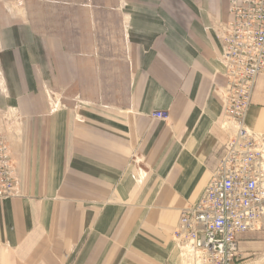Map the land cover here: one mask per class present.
<instances>
[{
	"label": "crops",
	"instance_id": "obj_1",
	"mask_svg": "<svg viewBox=\"0 0 264 264\" xmlns=\"http://www.w3.org/2000/svg\"><path fill=\"white\" fill-rule=\"evenodd\" d=\"M228 1L82 0L55 32L8 16L0 106L20 130L5 137L17 189L0 201V264H184L172 233L236 130ZM244 124L264 134V75ZM237 239L240 264H264L263 224Z\"/></svg>",
	"mask_w": 264,
	"mask_h": 264
},
{
	"label": "built area",
	"instance_id": "obj_2",
	"mask_svg": "<svg viewBox=\"0 0 264 264\" xmlns=\"http://www.w3.org/2000/svg\"><path fill=\"white\" fill-rule=\"evenodd\" d=\"M223 27L226 77L223 115L235 125L197 203L180 213L172 233L184 264H240L238 239L264 217V134L246 129L255 81L264 75V0H229ZM154 119L166 121L165 112ZM12 154L0 138V201L16 196Z\"/></svg>",
	"mask_w": 264,
	"mask_h": 264
},
{
	"label": "rangeland",
	"instance_id": "obj_3",
	"mask_svg": "<svg viewBox=\"0 0 264 264\" xmlns=\"http://www.w3.org/2000/svg\"><path fill=\"white\" fill-rule=\"evenodd\" d=\"M93 5H88V3H83L82 0H0V27H2L10 15L11 17L17 18V20H23L25 17L29 18L30 21L34 22L36 27L51 28L53 32L57 27L66 26L70 27L72 23V18L77 14V12H86L88 8ZM102 3L96 4V10L103 9ZM64 18V20H62ZM66 18H69L66 19ZM69 39V55H77L78 52H73L72 49V36L66 37ZM77 39V37H75ZM78 47L76 46V49ZM1 51V45H0ZM0 79L2 82V76L0 73ZM3 83L0 86V97L6 96V91H4ZM54 102V101H53ZM18 115L15 111L9 112L7 114L2 111L0 106V138L4 140L7 144V138L13 137V130L19 131V120H17ZM15 135V137H17ZM264 225V217L260 222V225Z\"/></svg>",
	"mask_w": 264,
	"mask_h": 264
}]
</instances>
